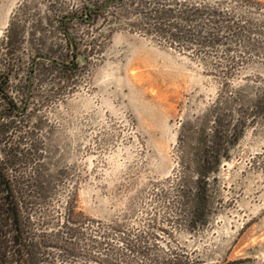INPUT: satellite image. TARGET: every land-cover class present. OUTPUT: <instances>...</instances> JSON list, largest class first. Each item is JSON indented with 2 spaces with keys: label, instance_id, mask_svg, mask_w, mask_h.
I'll use <instances>...</instances> for the list:
<instances>
[{
  "label": "rangeland",
  "instance_id": "1",
  "mask_svg": "<svg viewBox=\"0 0 264 264\" xmlns=\"http://www.w3.org/2000/svg\"><path fill=\"white\" fill-rule=\"evenodd\" d=\"M229 1L187 3L226 14ZM85 4L0 0V127L9 126L0 166L9 165L29 229L57 233L75 202L85 229L101 231V222L112 234L106 221L117 219L145 260L165 253L176 264H264V51L176 42L125 24L110 8L66 22L77 58L70 67L39 61L27 110L4 116L13 102L24 105L35 54L72 62L61 19ZM229 97L230 159L211 183V208L201 209L208 223L190 225L180 133ZM55 256L48 248L50 262Z\"/></svg>",
  "mask_w": 264,
  "mask_h": 264
},
{
  "label": "trees",
  "instance_id": "2",
  "mask_svg": "<svg viewBox=\"0 0 264 264\" xmlns=\"http://www.w3.org/2000/svg\"><path fill=\"white\" fill-rule=\"evenodd\" d=\"M229 2L230 8L224 14L225 11H218L220 8L210 2L205 4L213 9L208 5L199 8V2L190 5L187 0H131L120 16L125 24L169 36L176 42L192 43V39H199L205 45L224 49L225 53H230L233 43L234 47L252 48L256 53L264 51V1ZM244 126L241 121L235 126L236 139L243 134ZM180 136L184 205L191 215L190 225L203 226L208 221L201 209L211 208V183L217 179L222 164L230 159V97L184 125ZM2 168L0 166V174ZM192 175L195 180L189 184ZM3 183L0 179V264H176L174 258L165 253L150 254L151 259L145 260L143 254L134 250L135 242L123 239L126 234L117 219L106 221L112 227V234L101 222L98 224L101 231L99 228L97 234L96 231L90 233L85 229L87 216L76 211L75 202L60 218L57 233L49 236L47 232L34 233L24 219L13 183L9 179L6 194ZM125 243L133 244L132 250L128 248L130 253L121 255L120 247ZM50 247L56 251L55 262L47 257Z\"/></svg>",
  "mask_w": 264,
  "mask_h": 264
},
{
  "label": "flooded vegetation",
  "instance_id": "3",
  "mask_svg": "<svg viewBox=\"0 0 264 264\" xmlns=\"http://www.w3.org/2000/svg\"><path fill=\"white\" fill-rule=\"evenodd\" d=\"M131 0H129L130 2ZM84 2H86L84 9L82 10L81 13L79 14H69L68 16H65L62 20V24L63 27L65 29V32H67V36L70 39L71 42V59L72 62H63L53 56L47 55L43 52L37 53L33 56V61H32V69L30 71L29 77H28V84H27V94H26V98L24 101V105L20 108L19 105H17L16 103L14 104L13 102V108L8 107L7 110L4 111V116L10 115V110L12 112L15 113H23L27 110V107L29 105L31 96H32V86H33V77H34V73H35V67L37 66L39 61H47V62H51L52 64H65L68 65L69 67L72 65L73 61H75V59L77 58V43L74 42L75 40L72 39V37L70 36L69 32H68V28L66 27V22L69 20H93L95 18H97L98 16H100V14L104 11L109 10L110 8H115L118 10V15L122 16L123 15V8L124 7H128L129 3H127V0H103V1H96V0H84ZM76 43V44H75ZM50 56L53 57L54 60H48V59H44L41 58L39 56ZM4 84L0 83V95L3 94L5 92L4 89ZM12 103V102H11ZM8 111V112H7ZM7 113V114H6ZM243 114V113H242ZM8 125H3L2 127H0V133L5 136L6 133L8 132ZM2 173L0 174V179H2L4 181L3 183V187L7 189V191L4 192V194H6V192L9 191V189L7 187H9V174H8V169H9V165L8 163H6L5 161L2 163ZM0 193H2L1 189H0ZM17 264V263H15Z\"/></svg>",
  "mask_w": 264,
  "mask_h": 264
},
{
  "label": "water",
  "instance_id": "4",
  "mask_svg": "<svg viewBox=\"0 0 264 264\" xmlns=\"http://www.w3.org/2000/svg\"><path fill=\"white\" fill-rule=\"evenodd\" d=\"M39 57L44 58V59H48V60H54V58L53 57H50V56H44V55H42V56H39Z\"/></svg>",
  "mask_w": 264,
  "mask_h": 264
}]
</instances>
